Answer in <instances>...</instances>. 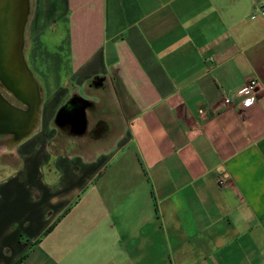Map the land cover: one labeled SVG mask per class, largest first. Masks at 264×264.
Here are the masks:
<instances>
[{"label":"crops","instance_id":"crops-1","mask_svg":"<svg viewBox=\"0 0 264 264\" xmlns=\"http://www.w3.org/2000/svg\"><path fill=\"white\" fill-rule=\"evenodd\" d=\"M24 55L0 264H264V0H35Z\"/></svg>","mask_w":264,"mask_h":264},{"label":"water","instance_id":"water-1","mask_svg":"<svg viewBox=\"0 0 264 264\" xmlns=\"http://www.w3.org/2000/svg\"><path fill=\"white\" fill-rule=\"evenodd\" d=\"M30 13V0H0V135L12 136L9 146L30 136L39 125L40 84L24 55ZM1 87L25 106L9 101Z\"/></svg>","mask_w":264,"mask_h":264},{"label":"rangeland","instance_id":"rangeland-1","mask_svg":"<svg viewBox=\"0 0 264 264\" xmlns=\"http://www.w3.org/2000/svg\"><path fill=\"white\" fill-rule=\"evenodd\" d=\"M30 3H31V9H33L35 0H30ZM52 47L53 46L49 45V48L51 50H53ZM26 49L27 48H25V50ZM8 98L15 104L20 105V103L12 95H8ZM10 139H11L10 135H0V166L1 167L7 166L5 163L10 165L11 167H14L18 164V159L13 155L15 146H9Z\"/></svg>","mask_w":264,"mask_h":264},{"label":"built area","instance_id":"built-area-1","mask_svg":"<svg viewBox=\"0 0 264 264\" xmlns=\"http://www.w3.org/2000/svg\"><path fill=\"white\" fill-rule=\"evenodd\" d=\"M260 86H262V82L260 81V79L256 76L250 77L248 78L246 85L243 87V89H241V93L243 94H247V93H254ZM249 97L244 99V103L248 104L247 102L249 101ZM225 102L229 103L230 99L227 97L225 98Z\"/></svg>","mask_w":264,"mask_h":264},{"label":"flooded vegetation","instance_id":"flooded-vegetation-1","mask_svg":"<svg viewBox=\"0 0 264 264\" xmlns=\"http://www.w3.org/2000/svg\"><path fill=\"white\" fill-rule=\"evenodd\" d=\"M1 91H2V93H3V95L9 100V101H11L9 98H8V95H12L7 89H5L4 87H1ZM13 96V95H12ZM14 97V96H13ZM15 98V97H14ZM16 99V98H15ZM17 100V99H16ZM19 103H20V105H18V104H15L14 102H12L13 104H15V105H17V106H21V107H24L25 105L23 104V103H21L19 100H17ZM10 137H12L11 135H10Z\"/></svg>","mask_w":264,"mask_h":264},{"label":"clouds","instance_id":"clouds-1","mask_svg":"<svg viewBox=\"0 0 264 264\" xmlns=\"http://www.w3.org/2000/svg\"><path fill=\"white\" fill-rule=\"evenodd\" d=\"M247 103H248V104H251V103H252V100L250 99Z\"/></svg>","mask_w":264,"mask_h":264}]
</instances>
